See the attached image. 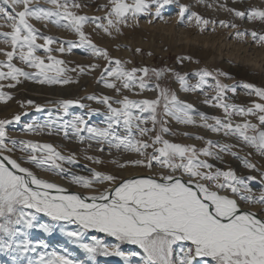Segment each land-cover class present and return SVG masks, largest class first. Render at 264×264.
<instances>
[{"label": "snow or ice", "instance_id": "6c2138e0", "mask_svg": "<svg viewBox=\"0 0 264 264\" xmlns=\"http://www.w3.org/2000/svg\"><path fill=\"white\" fill-rule=\"evenodd\" d=\"M195 2L208 8L217 5L241 20L264 21V8L238 10L219 0ZM172 4L178 7V22L187 14L189 24L195 21L201 32L208 30L209 25L215 31L218 25L237 29L234 35L238 39L250 36L257 45L264 44V33L238 30L235 23L226 20L205 19L180 0H107V4L100 6L106 9L102 17L78 14L74 10L82 7L79 0H43L46 6L40 0H0V20L10 29L0 32L2 42L8 46L0 48L4 57L0 60V104L13 99V94L4 89L16 88L22 81L64 86L78 82L69 72L80 75L97 69V83L114 94L58 99L54 102L55 115L49 107L43 121L33 119L24 125L23 131L61 135L65 140L74 138L79 144L87 143L85 152L96 145V152L104 153L107 149L110 156L113 150L135 154V158H113L110 163L120 170L141 168L149 173L123 177L93 167L88 169L89 175H78L72 171L78 162L75 152L65 154L51 143L9 136L8 126L19 123L27 112L0 119V253L8 254L12 264H85L73 258L67 249L64 254L47 251L49 246L43 239L31 238L33 230L49 236L59 230L86 254L91 264H96L98 256L119 257L123 264H264V172L233 150L238 145L196 135L192 138L205 144L198 149L194 144L165 138L174 134L168 126L170 119L233 137L264 156V102L253 101L248 107L226 102V94H235L236 85L221 83L220 77L228 74L220 70L199 68L192 73L193 83L187 73L171 68L126 67L131 60L112 57L107 48L98 46L83 31L85 24L92 23L106 36L122 34V28L139 27L141 16L151 17L149 24L164 20L165 7ZM30 20L50 23L74 33L78 39L59 40L41 34ZM57 43L55 49L50 47ZM74 48L103 59V67L92 63L69 68L52 54L70 53ZM38 50L46 56L37 54ZM135 52L141 53V49L136 48ZM191 59L180 56L177 63ZM16 60L34 71L18 67ZM166 73H171L183 92L211 88L214 95L205 92L203 103L221 109L223 118L198 112L192 103L161 86L159 81ZM150 76L155 77L156 83L150 82ZM209 80L215 83L209 84ZM242 87L248 90L247 94L264 101V87L250 83H243ZM145 91H155V98L131 99L124 94ZM84 99L103 105L105 111L101 113L100 109L82 103ZM19 103L21 108L32 106L37 112L45 109L30 99ZM52 103L49 101V105ZM73 107L87 109V113L72 114L69 110ZM93 115H103L104 126L89 123L87 117ZM234 116L244 119L234 122ZM248 117H254L258 123ZM17 151L22 153L20 158L13 156ZM225 155L239 159L250 172H259V177L238 176L230 167L220 168L201 159L208 157L224 163ZM84 159L95 165L104 163L99 155H85ZM33 169L66 179L84 191H69L55 181L39 177ZM257 180L262 186L258 195L251 186ZM241 202L246 207H241ZM41 214L48 220L41 222ZM67 225L76 227L70 230ZM88 233L104 234L113 238L114 243H106L94 234L85 242ZM123 245L134 246V250L125 251Z\"/></svg>", "mask_w": 264, "mask_h": 264}, {"label": "rangeland", "instance_id": "374dc122", "mask_svg": "<svg viewBox=\"0 0 264 264\" xmlns=\"http://www.w3.org/2000/svg\"><path fill=\"white\" fill-rule=\"evenodd\" d=\"M181 3L189 4L192 6V10L196 11L198 14L203 16L205 19H215L226 20L230 23H235L238 26V30L257 31L264 33V21L254 20L248 21L246 18L241 20L234 17L231 13L220 9L217 5L213 8H208L206 4H196L195 0H180ZM207 2H212V0H207ZM220 3H226L228 7H234L238 10H248L253 7L264 8V0H219ZM43 5V0H40ZM82 5L80 9H75L80 15L86 16H103L106 9L101 8V5L107 4V0H79ZM178 12V7L175 4L165 7L163 12L164 20L156 19L153 23L149 24L147 21L151 17L141 16L139 27L122 28V34L113 33L112 37L106 36L103 32L97 30L95 25L88 23L84 25L83 31L89 35L91 40L100 47H105L108 49L109 54L112 57H117L122 60H131L132 63L126 65V67H148L152 68H171L176 72L181 74L187 73L190 82H195V78L192 73L199 68H207L209 70H220L228 74L227 77H220L221 83L228 85H236L235 94L228 92L226 94V102L234 103L243 107L251 106L252 102H264L260 101L258 97L254 94L249 95L248 90L242 87L243 83H250L256 87H264V44L257 45L254 43L250 36H245L243 39H238L235 37V32L237 29L233 28H223L217 25L215 31L211 30V25L208 26V30L201 32L199 28L196 27L195 21L189 24L187 19V14L182 21L178 22L176 13ZM35 28L41 34L50 35L57 37L59 40H77L78 38L72 32H69L62 28H57L50 23L44 21L30 20ZM0 32H6L10 29L4 24L3 20H0ZM3 37H0V48H8L3 42ZM38 43H43L42 40H38ZM59 44H53L50 47L55 49ZM140 48L141 53H136L135 49ZM10 50V49H9ZM149 53H151L149 55ZM206 53V54H205ZM218 55L221 53L218 59L213 57H207V54ZM39 55L46 56L43 50H38ZM58 59L64 60L69 68L80 66H87L92 63H97L103 67L105 61L101 58H94L87 54L82 48H74L72 52H65L63 54L53 51L52 53ZM206 55V56H205ZM189 56L191 60H185L183 63H177V57ZM3 55H0V60H3ZM245 59L249 61H255L259 66H253L250 63H246ZM18 67L24 68L25 71H34L22 65L18 60L14 61ZM7 71V69H3ZM236 73H233L234 71ZM74 80H78L77 83H70L64 86L60 85H39L31 81H22L18 84L16 88L4 89L13 94V99L7 104H0V119H11L16 114H21L27 112V115H22L21 121L19 123H13L9 125L7 131L9 136L20 140H33L35 142L50 141L54 146L58 148L61 152L68 154L69 152H75L77 155V163L72 166V171L76 172L78 175H89V168H97L101 171H109L120 175L117 171H122L117 169L114 165L110 163L113 158L120 159L121 161L129 158H135V154L131 153H116L113 150V154L110 156L107 149L104 153H98L95 151L96 145H93L92 149H88L87 143L79 144L74 138L68 140L63 139L61 135H47L46 133L34 134L25 133L23 127L25 124L30 123L33 119L43 121L48 113L49 107L52 108L53 114L55 115L54 102L58 99H79L90 94H108L114 95L110 90L103 88V86L97 83V79L100 75V69H97L90 73L80 74L69 72ZM150 82L156 83L155 77L150 76ZM4 83H7L5 81ZM159 83L163 87H168L171 91H174L181 100L192 103L198 112H204L207 115H213L207 113L205 110H200L196 105H202L206 108H210L213 112H218V116L223 118V111L219 108H214L203 103L205 99V92L208 96L214 95L211 88L205 87L201 92H183L180 90L179 83L171 75V73H166L165 77L162 78ZM209 84H214L212 80L208 81ZM58 89L55 90L54 87ZM65 90L62 94L60 91ZM55 91V92H54ZM67 91H69L67 93ZM65 93V94H64ZM131 99H153L156 94H145L140 93L138 95L131 92H125ZM48 97L54 98V100H48ZM33 100L36 104L44 105L45 109L43 112H37L34 107L26 106L21 108L20 103L26 100ZM49 101L53 103L49 105ZM82 103L90 105L92 108L100 109L101 113L105 111L103 105L97 104L94 101H88L86 99L82 100ZM209 110V109H208ZM72 114H86L87 109H80L78 107H73L69 110ZM89 123L95 124L97 126L103 125V115H93L87 117ZM168 119V118H166ZM244 118L239 116H234V122H242ZM253 123H258L254 117H248ZM174 134L166 135L165 138L169 139L175 143L181 144H194L196 147H205L203 140H196L192 137L196 135L203 136L206 140L211 139L213 141H218L220 143H231L238 145L234 148L241 157H247L251 162L257 165V168L264 172V156H260L252 148L245 145L239 144V142L233 137H225L223 134H214L206 129L195 127L191 125H180L175 121L169 119L168 125ZM151 127V124L148 125ZM189 133V136H184L183 133ZM151 135H154L151 134ZM251 153V155H249ZM85 155H99L104 163L102 165H95L84 159ZM14 158H20L22 153L19 151L13 153ZM201 159H208L209 163L215 164L220 168H231L238 176L253 175L259 177V172L249 171L244 168L239 159L233 158L231 156H224V163H219L208 157H201ZM29 166V165H25ZM31 167V166H29ZM67 167V165H66ZM142 170L141 168H127L123 171L131 170ZM34 171H39L33 169ZM42 172V171H40ZM45 173V172H44ZM52 176L49 173H46ZM122 176V175H121ZM56 177V176H54ZM59 178V177H58ZM61 179V178H60ZM67 181L66 179H63ZM68 182V181H67ZM75 186V185H73ZM258 195L260 188L262 187L259 180L255 181L251 185ZM41 222L48 220L42 214L39 217ZM68 229H74L75 225H67ZM97 235L99 238L105 240L106 243H114L113 238L107 237L101 233H88L85 236V242H88V236ZM31 238L36 241L43 239L48 244L47 251H57L64 254L63 250L67 249L68 253H71L72 257L78 260H82L85 264H91L90 261L86 259V254L71 244L68 239L62 236L57 230L52 235H45L40 231L33 230L30 233ZM122 249L125 251L134 250V246L123 245ZM0 264H12L11 258L6 253H0ZM96 264H123V261L119 257L109 256L96 258Z\"/></svg>", "mask_w": 264, "mask_h": 264}, {"label": "bare ground", "instance_id": "6f19581e", "mask_svg": "<svg viewBox=\"0 0 264 264\" xmlns=\"http://www.w3.org/2000/svg\"><path fill=\"white\" fill-rule=\"evenodd\" d=\"M206 54V53H205ZM212 54V53H211ZM210 53L209 54H207V57H210V58H214V59H218L219 57H220V55H221V53H219L218 55H211ZM206 56V55H205ZM245 61H246V63L248 64V63H250V64H252L253 66H259V64L257 63V62H255V61H249L248 59H245ZM237 71L235 70L233 73H236ZM54 89L55 90H57L58 88L55 86L54 87ZM55 92V91H54ZM63 92H65V90H61L60 91V93L62 94ZM69 91H67V93H68ZM143 93H145V94H156L155 93V91H145V92H143ZM65 94V93H64ZM48 100H54V98H52V97H48ZM196 107L198 108V109H200V110H205V111H207V113H211V114H213V115H215V116H218V112H213V111H211L210 110V108H206V107H204V106H202V105H196ZM209 109V110H208ZM50 142V141H49ZM120 175H122L123 177H129V176H143V175H148L149 173H148V171H142V170H138V169H135V170H131V171H117ZM35 173L37 174V175H39V177H41V178H44V179H48V180H51V181H55L56 183H58V184H61L62 186H64V187H66V188H68L69 190H71V191H74V192H76V191H84V190H82V189H79V188H77L76 186H73L72 184H70L69 182H67V181H65V180H63V179H60V178H58V177H54V176H50V175H48V174H46V173H44V172H40V171H35ZM241 207H246V205H244L242 202H241Z\"/></svg>", "mask_w": 264, "mask_h": 264}, {"label": "water", "instance_id": "95a60500", "mask_svg": "<svg viewBox=\"0 0 264 264\" xmlns=\"http://www.w3.org/2000/svg\"><path fill=\"white\" fill-rule=\"evenodd\" d=\"M41 143H51V142H49V141H43V142H41ZM52 144V143H51ZM39 176V175H38ZM69 191H71V190H69ZM72 192H74V191H72Z\"/></svg>", "mask_w": 264, "mask_h": 264}]
</instances>
